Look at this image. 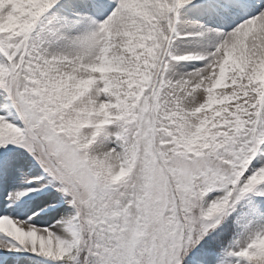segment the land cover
<instances>
[{"label":"snow or ice","instance_id":"1","mask_svg":"<svg viewBox=\"0 0 264 264\" xmlns=\"http://www.w3.org/2000/svg\"><path fill=\"white\" fill-rule=\"evenodd\" d=\"M18 254L264 264V0H0V264Z\"/></svg>","mask_w":264,"mask_h":264},{"label":"rangeland","instance_id":"2","mask_svg":"<svg viewBox=\"0 0 264 264\" xmlns=\"http://www.w3.org/2000/svg\"><path fill=\"white\" fill-rule=\"evenodd\" d=\"M206 23H210V21H205ZM201 43V41L197 39H189V40H178L177 41V47L181 50L183 49H190L193 47L198 46ZM24 259V264H35V261H29L26 258H24V254H18Z\"/></svg>","mask_w":264,"mask_h":264},{"label":"bare ground","instance_id":"3","mask_svg":"<svg viewBox=\"0 0 264 264\" xmlns=\"http://www.w3.org/2000/svg\"><path fill=\"white\" fill-rule=\"evenodd\" d=\"M200 41V40H199ZM203 41H201V43H202Z\"/></svg>","mask_w":264,"mask_h":264}]
</instances>
